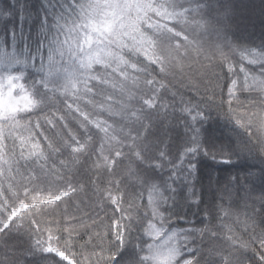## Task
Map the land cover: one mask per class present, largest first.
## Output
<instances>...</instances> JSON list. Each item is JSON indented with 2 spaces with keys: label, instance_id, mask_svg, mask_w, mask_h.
<instances>
[{
  "label": "snow or ice",
  "instance_id": "obj_1",
  "mask_svg": "<svg viewBox=\"0 0 264 264\" xmlns=\"http://www.w3.org/2000/svg\"><path fill=\"white\" fill-rule=\"evenodd\" d=\"M234 16L231 5L221 6L213 0H37L34 5L27 0H11L0 9V95L9 89V99L31 100L26 81L31 80L36 87L37 78H43L45 70L92 67L119 58L129 48L152 55L155 36L167 32L170 42L179 41L180 33L174 29L183 25L184 32L217 36L210 59L229 74L230 86L227 99L215 107L219 109L217 116H224L232 125L226 139L217 142L211 127L212 104L193 103L161 80L146 81L150 95L142 99L138 135L121 157L125 172L110 178L102 192L94 179L89 181L96 196V211L85 214L81 223L87 226L83 243L97 242L95 261L85 257L81 262L69 247H54L52 222L41 227L37 221V210L41 215L62 210L65 229H71L67 204L75 202L74 196L82 192L87 195L80 183L54 187L52 169L44 160L29 177L35 185L32 198L0 212V238L12 232H28L25 259L15 260V250L5 243L0 264H27L29 257L32 264H66L70 255L72 264H264V40L242 42L233 31ZM17 17L19 26L14 23ZM153 17L168 18L172 28L153 24ZM184 38L187 40V35ZM193 88L198 94V86ZM241 93H256L260 99L250 114L241 111ZM165 94L173 99L167 100ZM21 107L14 111L19 112ZM201 156L214 161L220 157L225 164L236 163L234 157L239 159L243 171L230 176L229 184L243 190L245 211L237 213L231 206L217 204L204 208L198 222L182 214L185 203L177 199L180 189L188 192L185 202L191 200L199 208L200 198L192 179ZM256 183L260 185L259 195L253 197ZM211 184L210 174L209 187ZM145 193L147 203H142ZM173 216L187 226L170 227ZM237 226L248 239L237 233ZM134 231L140 236L130 245ZM209 240L212 243L205 248ZM65 243L70 245L71 241ZM129 248L126 258L118 259Z\"/></svg>",
  "mask_w": 264,
  "mask_h": 264
},
{
  "label": "trees",
  "instance_id": "obj_2",
  "mask_svg": "<svg viewBox=\"0 0 264 264\" xmlns=\"http://www.w3.org/2000/svg\"><path fill=\"white\" fill-rule=\"evenodd\" d=\"M10 2L0 0V9ZM27 2L34 5L37 0ZM219 3L221 6L233 7L236 22L233 31L242 42L260 43L264 40V25L261 24L264 19V0H219ZM152 22L164 25L166 29L172 28L168 18L153 17ZM14 23L19 26V17ZM182 29L183 25L174 29L180 33L179 41L170 42L167 32L155 36L157 43L152 55L129 48L119 58L92 67L73 65L54 71L45 70L43 78H37L36 87L32 86L31 80L26 81L31 100L11 99V105L0 104V212L32 198L35 187L29 180L32 169L47 160L52 169L50 178L55 182L54 187L69 182L73 185L80 183L87 195L82 192L74 196L75 202L69 201L67 204L68 213L72 216L69 230L65 229L62 220L65 214L62 210L43 215L37 210L36 219L41 227L52 222L54 247H69L81 262L85 261V257L95 261L93 252L98 251L97 242L93 240L91 244L83 243L87 226L81 223L85 214L92 215L96 211V196L91 191L89 181L94 179L102 192L110 178L119 177L125 172L121 157L128 153L132 138L138 135L139 123L143 119L139 111L142 99L150 95V88L145 83L148 80L163 81L172 91L183 93L193 103L212 104L214 122L211 127L215 129L217 142L226 139L232 125L226 122L224 116H217L219 109L215 106L227 99L229 74L210 59L215 52L217 36L213 33L184 32ZM2 31L3 22L0 20V39L3 38ZM229 38L235 39L231 35ZM233 59L238 60V57ZM4 75L6 77L8 73ZM193 85L198 86V94ZM165 95L167 100L173 99L170 94ZM239 95L243 101L242 112L250 114L251 109L260 103L256 93ZM18 105L23 107L15 112ZM199 159L196 177L192 179L194 190L198 191L200 198L199 208L192 205L191 200L185 202L188 192L180 189L177 199L185 203L182 214L198 222L204 208L217 204L225 208L231 206L237 213L245 211L243 190L232 188L229 184L230 176L243 171L244 166L239 163V159L234 157L237 161L234 164L222 163L220 157L215 161L204 156ZM259 188V183L253 185V197L259 195ZM142 203H147V193ZM213 223L218 222L214 220ZM177 225L181 228L187 226L173 216L169 226ZM236 231L248 239L240 227L237 226ZM139 236L140 232L134 231L130 245L137 243ZM29 239L26 230H22L21 234L12 232L0 238V257L6 251L3 247L6 243L9 249L15 250V260H24L23 250L28 247ZM66 240H70L71 244L66 245ZM211 243V240L206 241L205 248ZM130 252L131 248L124 250L118 259L126 258ZM248 255L251 256V253ZM204 257L207 258L206 252ZM27 259V264H32V258ZM56 259L59 260L58 257ZM66 264H72L71 255Z\"/></svg>",
  "mask_w": 264,
  "mask_h": 264
},
{
  "label": "rangeland",
  "instance_id": "obj_3",
  "mask_svg": "<svg viewBox=\"0 0 264 264\" xmlns=\"http://www.w3.org/2000/svg\"><path fill=\"white\" fill-rule=\"evenodd\" d=\"M3 92H5V95H0V104H2L3 106L5 105H11V99H9L10 94H11V90L9 89H5L3 90Z\"/></svg>",
  "mask_w": 264,
  "mask_h": 264
},
{
  "label": "clouds",
  "instance_id": "obj_4",
  "mask_svg": "<svg viewBox=\"0 0 264 264\" xmlns=\"http://www.w3.org/2000/svg\"><path fill=\"white\" fill-rule=\"evenodd\" d=\"M217 2L219 3V0H217ZM220 4V3H219Z\"/></svg>",
  "mask_w": 264,
  "mask_h": 264
}]
</instances>
